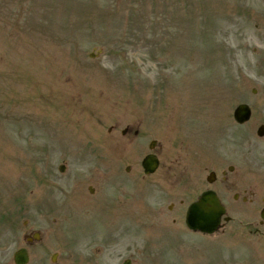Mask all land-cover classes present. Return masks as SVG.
<instances>
[{
  "label": "rangeland",
  "instance_id": "obj_1",
  "mask_svg": "<svg viewBox=\"0 0 264 264\" xmlns=\"http://www.w3.org/2000/svg\"><path fill=\"white\" fill-rule=\"evenodd\" d=\"M240 102L252 107L244 125L232 118ZM261 123L264 0H0V264L31 230V264L54 252L113 262L154 233L162 264L207 261L214 242L187 234L186 207L230 164L264 192ZM150 151L159 165L144 175ZM114 226L129 229L108 244ZM226 249L222 264H246L235 243Z\"/></svg>",
  "mask_w": 264,
  "mask_h": 264
},
{
  "label": "flooded vegetation",
  "instance_id": "obj_2",
  "mask_svg": "<svg viewBox=\"0 0 264 264\" xmlns=\"http://www.w3.org/2000/svg\"><path fill=\"white\" fill-rule=\"evenodd\" d=\"M230 173H232V171ZM176 177L177 176H174L169 182L171 191H173L177 186V179H175ZM212 189L217 192V195L221 200L226 198L227 194L231 190H234L233 199H235V201L239 200L243 204L250 205L251 209H248V211H244L242 214H240L241 223L235 226H229V230L227 229V223H222L214 233L210 235L200 234L205 238L213 239L212 242H214V244H212V246L209 248L210 252L209 256L207 257L208 260L201 264H222L223 257L221 256V252L227 250L224 248L226 245V242L224 241L235 243L237 245L238 249H230V251H238V256L243 260L242 263L264 264V220H262L259 216V211L256 213V208L258 210L259 203L261 204V208L264 207V192L261 185L256 183L251 188L247 189V187L242 185L240 175L230 176L229 174L223 173L218 180L214 181L212 184ZM261 208L259 206L260 210ZM124 231L125 230L123 229V226H115L112 234L114 236L120 237ZM158 233L160 235V232ZM192 233L195 235L197 234V232ZM29 235H31V231L27 233V236ZM152 235L153 237L151 238L134 241L141 243L140 246L143 248L142 250L134 248L131 250L130 255L125 257H121L120 255L113 257L115 258L113 262L107 261L99 263V261L96 260L94 261V264H162V243L159 238H154L156 236L155 233ZM224 235L225 237H223ZM163 236L173 241L171 239L173 234L170 232H164ZM40 242L41 240L39 242L31 240L28 243L30 245L27 247L28 254L30 256V261L28 264L33 262L34 255H31L32 248L39 245ZM107 243L118 244L121 243V239L113 237L108 239ZM174 258L178 259V256H175ZM187 258L190 259L191 257ZM93 260H91V262ZM49 262L50 264H65L60 263L58 255L54 256V260H52V257H50ZM91 262L87 264H91ZM179 262L175 261L174 264H179ZM188 262L191 263V261H186V263ZM35 263L41 264L40 259L38 258Z\"/></svg>",
  "mask_w": 264,
  "mask_h": 264
},
{
  "label": "water",
  "instance_id": "obj_3",
  "mask_svg": "<svg viewBox=\"0 0 264 264\" xmlns=\"http://www.w3.org/2000/svg\"><path fill=\"white\" fill-rule=\"evenodd\" d=\"M250 115V109L242 104L236 107L234 117L238 122H244ZM264 133V127L258 129V134ZM155 145V141L150 142V147ZM155 155H147L142 162L146 173L154 171L157 165ZM212 175V173H211ZM222 208L216 199L214 193L206 191L202 194L200 199L189 206L186 213V224L192 229L201 230L204 232L213 231L219 223ZM23 249L15 252L14 259L17 264H23L26 261Z\"/></svg>",
  "mask_w": 264,
  "mask_h": 264
}]
</instances>
